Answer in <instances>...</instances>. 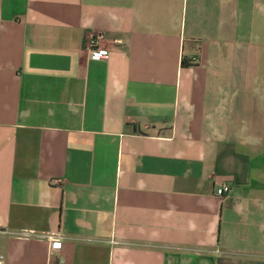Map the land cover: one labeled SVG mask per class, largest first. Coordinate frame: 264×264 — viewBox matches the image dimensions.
I'll return each mask as SVG.
<instances>
[{"label":"crops","instance_id":"obj_1","mask_svg":"<svg viewBox=\"0 0 264 264\" xmlns=\"http://www.w3.org/2000/svg\"><path fill=\"white\" fill-rule=\"evenodd\" d=\"M0 253L264 264V0H0Z\"/></svg>","mask_w":264,"mask_h":264},{"label":"built area","instance_id":"obj_2","mask_svg":"<svg viewBox=\"0 0 264 264\" xmlns=\"http://www.w3.org/2000/svg\"><path fill=\"white\" fill-rule=\"evenodd\" d=\"M101 34L96 32H89L83 42V49L91 59H105L107 57V50L105 48L99 47V41L101 39ZM229 191V186L224 184L217 186L215 189V194L217 196H224ZM49 238L48 246V256L52 251L57 250L60 246V240L53 238L51 235ZM4 256L0 253V264H3ZM56 264V263H50Z\"/></svg>","mask_w":264,"mask_h":264}]
</instances>
